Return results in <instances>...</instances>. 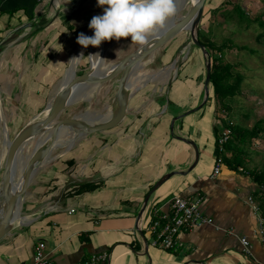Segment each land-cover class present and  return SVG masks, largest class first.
I'll list each match as a JSON object with an SVG mask.
<instances>
[{
  "label": "crops",
  "instance_id": "1",
  "mask_svg": "<svg viewBox=\"0 0 264 264\" xmlns=\"http://www.w3.org/2000/svg\"><path fill=\"white\" fill-rule=\"evenodd\" d=\"M101 14L97 0H0V47L15 37L18 43L6 57L10 68L20 71L14 91H21L18 109L23 125L16 135L36 115L46 113L60 88L76 74L78 66L72 72V61L81 47L77 37L80 33L89 36L91 18ZM178 38L162 49L165 65L176 59L179 49H168ZM192 45L195 49L178 65L162 94L143 96L148 90L141 88L143 83L135 92L129 88L132 96L124 120L113 129L87 135L76 145L74 172L67 170L58 154L37 166L23 199L22 218L0 241V264L30 263L39 241L46 244L52 264H86L105 251L110 255L107 264H264V241L255 234L257 216L248 203L252 197L261 207L260 187L242 167L233 170L223 164L221 173L213 175L215 129L220 135L224 126L214 117L210 88L206 105L190 112L203 102L206 78L205 56ZM82 55L81 48L77 65ZM4 72L0 70V77ZM134 93H138L135 98ZM177 116L182 118L172 132ZM0 131L5 132L3 124ZM179 137L194 141L199 148V161L192 170L195 151ZM34 140L43 141L42 136ZM6 154L7 146L6 150L0 146V185ZM50 155L55 157L54 149ZM27 156L22 152V158ZM172 172L177 173L151 195L138 221L146 195ZM70 177L101 187L69 194ZM175 195L203 197L201 211L214 225L182 232L180 246L164 250L153 246L155 235L145 228L156 211L170 213L169 202ZM243 237L250 242L249 253L244 251Z\"/></svg>",
  "mask_w": 264,
  "mask_h": 264
},
{
  "label": "rangeland",
  "instance_id": "2",
  "mask_svg": "<svg viewBox=\"0 0 264 264\" xmlns=\"http://www.w3.org/2000/svg\"><path fill=\"white\" fill-rule=\"evenodd\" d=\"M233 3L241 7L247 17L252 20L251 24H248L246 21L240 22L238 16L232 14ZM189 7V0H184L180 9L176 10L175 15L169 18L168 21L174 19L177 22L178 19L187 13ZM218 9L220 10L218 11ZM215 12L216 14L214 15ZM221 13H226V16L222 17ZM211 15L212 18L210 19ZM259 20L264 21V0H207L204 8V15L198 27V30L200 27H203L208 31V37L217 47H221L224 44L227 45L222 52L224 61L233 66L232 72L234 75L240 74L244 77L239 92L232 99L227 101V108L222 107L221 104L217 105V118L221 121H225L228 123L227 125L231 127L241 126L252 129L259 120L264 119V29L259 25ZM92 34L93 32H91L89 36ZM178 36L182 39L176 36V39H179L178 43L175 40V42L172 43L174 46L168 49H179L175 61L172 60L166 65L161 61L162 49L168 43L167 42L141 62V66L137 71L139 76L144 77L142 80L143 86L141 88L148 89L143 96L147 94L152 96L156 93L162 94V90L166 88L170 79L175 77L178 65L184 61L186 58L185 56L189 54V50L192 52V50L195 49L193 45L191 47L192 40L190 32L184 31L178 34ZM151 37L152 36H150L148 40ZM171 41H174V38ZM17 45V38L15 37L8 43H5L3 47H0V70L5 71L3 77H0V109L2 116L0 125L2 126L3 124L5 130V132L0 131V146L3 149L4 145L5 150L8 144L6 137L7 140H12L23 125V120H21L20 111L18 109L21 91L19 88L17 91H14L15 86L18 84L17 80L20 76V71L19 69L12 70L10 64H8L6 60L7 54L15 51ZM141 46L142 45L136 43H131L130 37L121 38L119 41L115 39L104 41L99 47H92L90 45L84 48L81 46L79 48L83 49L82 63L78 64L76 74L72 76L71 79L90 70V62L92 66V60H90L91 55L98 57L101 63V72H106L111 66L134 53ZM90 47H92V49ZM172 62L173 64L175 63L174 65H176V68L170 70V68L174 66ZM120 77L121 75H118L111 81L82 90L80 94L81 97L79 95L73 104L66 107L61 113L59 120L78 117L86 113L92 116V118L108 117L111 115L116 105V92ZM92 88L93 90H91ZM137 95L138 93H134L133 98ZM212 99L215 101L214 98ZM132 112H134V110ZM45 115L46 113H42L36 115V118L42 120ZM47 135L48 133L43 134L42 140H44ZM82 139H87L86 135L81 137L77 136L72 131L63 132L52 147L55 151V157L50 155L48 159L57 158L56 154H58L61 156L60 158L63 157L65 161L67 160V162H65L62 159L61 162L63 165H67V170H72V172H74L76 170L75 162L72 164L69 163L73 161L76 152L75 149L77 148L76 145L81 143L80 141H82ZM36 143V140H31L23 150V156L30 154L36 147ZM72 150L74 153H71ZM68 152L69 154L67 155ZM244 152L247 170H264V133H261L258 138L252 140L249 144L244 145ZM88 158H90V155ZM81 166L82 164H80L79 170ZM77 177H79V175ZM78 180L77 178H69L67 188L72 189L69 191V194H72L71 191H77L79 189V187L76 188L78 184L87 182L86 180ZM259 202L263 205L261 198ZM23 211L22 206L21 213Z\"/></svg>",
  "mask_w": 264,
  "mask_h": 264
},
{
  "label": "water",
  "instance_id": "3",
  "mask_svg": "<svg viewBox=\"0 0 264 264\" xmlns=\"http://www.w3.org/2000/svg\"><path fill=\"white\" fill-rule=\"evenodd\" d=\"M206 1L207 0H196L193 2L187 13L178 19L177 22L172 19L171 25L167 29L163 32H158L155 36H152L145 45H142L137 51L125 57L117 64L111 66L106 72H101V70L98 69V71L93 73L90 71L92 70L90 65V70L88 72L75 76L67 82L64 87L60 88L56 96L46 108V115L44 119L38 120L36 118L32 120L13 138L12 141L8 142L6 162L1 176L0 185V241L9 235L14 223L18 219L22 218L21 210L23 206V199L27 194L28 187L37 172V166L49 158L52 147L61 134L63 132L72 131L77 136L83 137L85 135L87 136L107 131L118 126L126 116L128 111V101L132 96V94L128 93L129 79L133 76L141 62L146 57L153 54L157 49L161 48L167 42L171 41L178 34L184 31L190 32L192 44L202 51L206 59L204 99L196 109L190 112L199 110L206 105L210 94L209 84L212 71L211 61L205 45L201 44L198 39V27L204 15ZM9 41H5L3 44ZM118 75H121V77L119 79L116 92V105L111 112V115L107 118H92V116H89L86 113L78 117L59 120L61 113L66 109V107L73 104L75 101V91L76 95H80L82 90L111 81ZM181 118L182 116H177L172 120V132L174 130L175 122ZM45 132H48L47 137L43 141L37 142L31 156L22 158L21 154L29 141L36 139L37 137L41 138ZM179 138L185 140L195 151V160L190 167L192 170L199 161V148L194 141L187 140L182 137ZM40 145L41 147H39ZM176 173L177 172L168 173L155 183L144 199L143 207L138 216V221L145 211L151 195ZM141 235L143 236L142 232Z\"/></svg>",
  "mask_w": 264,
  "mask_h": 264
},
{
  "label": "trees",
  "instance_id": "4",
  "mask_svg": "<svg viewBox=\"0 0 264 264\" xmlns=\"http://www.w3.org/2000/svg\"><path fill=\"white\" fill-rule=\"evenodd\" d=\"M232 2V1H231ZM232 14L237 15L240 22L246 21L248 24L252 23L246 13L241 9L239 5L233 3ZM220 9H218L219 11ZM216 12L214 13V15ZM222 17L226 16V13H221ZM212 18V15L210 19ZM259 25L264 29V21L259 20ZM208 31L203 27H200L198 30V39L201 44L205 45L206 50L210 55L211 61V79L209 88L212 91V97L215 99V111L214 117L217 118V105L221 104L222 107L227 108L228 100L232 99L240 90V85L244 81V77L240 74L234 75L232 72L233 66L230 63L224 61L222 57V52L226 48L227 45H222L221 47H217L210 38L208 37ZM245 48V47H243ZM205 73H206V65H205ZM223 122V129L229 128L231 130V136L229 141L227 142L225 148L226 151L230 152L231 155L227 156L225 153L223 154V161L228 167L233 170H238V168L242 167L244 171L247 172L249 176H251L256 184L260 187L259 197L263 201V205H261V210L264 214V170L256 171V170H247L245 166V152L244 145L249 144L252 140L258 138L261 133H264V119L259 120L252 129L244 128L241 126H228L225 121ZM218 133L215 129L216 134V153H218ZM74 161H70L69 164H72ZM79 189L76 191H71L74 195H80L85 192H93L101 187L100 184H95L91 182H85L82 184H78L76 188ZM157 215L153 219L156 220Z\"/></svg>",
  "mask_w": 264,
  "mask_h": 264
},
{
  "label": "built area",
  "instance_id": "5",
  "mask_svg": "<svg viewBox=\"0 0 264 264\" xmlns=\"http://www.w3.org/2000/svg\"><path fill=\"white\" fill-rule=\"evenodd\" d=\"M231 136L229 128L224 129L218 137V155L215 158V167L213 175L217 176L221 173L224 164L223 154L226 152V144ZM203 197L199 196L195 199L184 198L180 195H175L170 199V213L163 214L155 212L157 219L152 221L145 230L155 235L153 246L170 250L180 246L179 235L185 231H191L202 225H214L212 218L205 216L201 211V203ZM248 203L257 216L258 229L255 234L259 239L264 241V214L261 207L254 198L249 197ZM73 213L74 210L72 209ZM232 233V231H229ZM241 243L244 251L250 252V242L247 238H241ZM109 252H102L93 255L86 264H107L109 261ZM26 264H52L51 258L47 252L46 244L42 241L36 243L33 249L32 261ZM82 264V263H78Z\"/></svg>",
  "mask_w": 264,
  "mask_h": 264
},
{
  "label": "clouds",
  "instance_id": "6",
  "mask_svg": "<svg viewBox=\"0 0 264 264\" xmlns=\"http://www.w3.org/2000/svg\"><path fill=\"white\" fill-rule=\"evenodd\" d=\"M97 6L103 14L91 18L88 27L93 34L77 37L76 42L84 48L128 37L131 43L145 45L176 12L175 0H97Z\"/></svg>",
  "mask_w": 264,
  "mask_h": 264
},
{
  "label": "bare ground",
  "instance_id": "7",
  "mask_svg": "<svg viewBox=\"0 0 264 264\" xmlns=\"http://www.w3.org/2000/svg\"><path fill=\"white\" fill-rule=\"evenodd\" d=\"M186 1V0H185ZM196 0H189V2H190V5L193 3V2H195ZM182 3H184V0H175V5H176V10H179L180 9V6L182 5ZM187 5V4H186ZM172 20V19H171ZM171 20L170 21H168V22H166V24H165V26L162 28V29H159V31L158 32H163L165 29H167V26H168V24L171 22ZM93 32V31H92ZM80 49L81 48H79V51L77 52V55H76V57H75V59H73V61H72V72H74L75 70H76V66H78L77 65V62H78V59L79 58H81L80 57ZM99 54H100V52H99ZM92 58H91V60H92V72L94 73V72H96V71H98V69H100V65H101V63L99 62V59H98V57L97 56H95V55H93V56H91ZM140 66H141V64L139 65V67L138 68H140ZM175 68H176V65L174 66ZM172 69V68H171ZM170 69V70H171ZM138 69L135 71V73L133 74V76L129 79V88L132 90V91H136L137 89H138V87L142 84V80L144 79V77H141V76H139L138 75ZM71 72V73H72ZM71 76V75H70ZM153 76V75H152ZM65 81H66V79H65ZM65 81H63V82H65ZM162 81V80H161ZM163 83V82H162ZM78 88H80V87H78ZM91 90H93V88L91 89ZM90 90V91H91ZM75 94H74V100L79 96V95H76V91L74 92ZM88 94V93H87ZM80 97H81V95H80ZM115 105V104H114ZM96 114V113H95ZM105 118H107V117H105ZM39 147H41V145L39 146Z\"/></svg>",
  "mask_w": 264,
  "mask_h": 264
}]
</instances>
